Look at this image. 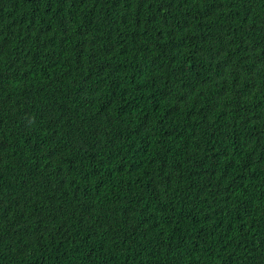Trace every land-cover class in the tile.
I'll return each instance as SVG.
<instances>
[{"label":"trees","instance_id":"obj_1","mask_svg":"<svg viewBox=\"0 0 264 264\" xmlns=\"http://www.w3.org/2000/svg\"><path fill=\"white\" fill-rule=\"evenodd\" d=\"M0 264H264V0H0Z\"/></svg>","mask_w":264,"mask_h":264}]
</instances>
